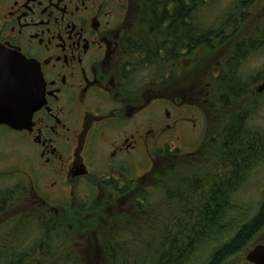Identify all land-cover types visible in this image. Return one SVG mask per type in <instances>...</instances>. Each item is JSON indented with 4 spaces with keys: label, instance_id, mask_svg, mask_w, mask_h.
Here are the masks:
<instances>
[{
    "label": "flooded vegetation",
    "instance_id": "obj_1",
    "mask_svg": "<svg viewBox=\"0 0 264 264\" xmlns=\"http://www.w3.org/2000/svg\"><path fill=\"white\" fill-rule=\"evenodd\" d=\"M181 2L175 0L177 8ZM171 4L172 0H0V53L35 63L43 82L41 108L26 129L0 124V135L15 136L19 154L14 171L0 170V181L11 176L16 182L0 192V210L32 215L37 222L40 217L46 223L56 220L60 226L67 221L75 232L70 221L75 214L81 218L83 208L78 205L87 209L100 196L114 204L118 225L127 221L132 226L143 215L134 213V201L140 199L134 198L133 190L140 182L142 188L150 186L146 176L154 162L168 152L181 158L202 154L214 128L209 116L215 107V85L209 74L216 63L199 69L193 62L199 46L183 37L182 21L151 20L157 13L163 16ZM186 24L192 37L197 23ZM156 27L159 31L153 30ZM151 36L168 48L158 53L166 66L162 80L139 74L150 59L141 45L150 43ZM227 54L218 60H226ZM156 112L162 113L157 120ZM204 121L199 148L185 153L176 147L198 136ZM147 159L151 169L134 178L131 169H143ZM82 188L96 191L89 202L77 196ZM94 232L79 231L75 247L89 254L91 245L86 242L100 234ZM258 233L261 238L254 247L264 248V228ZM254 247L238 252L235 263L253 264L248 255ZM231 257L225 255L218 264H232Z\"/></svg>",
    "mask_w": 264,
    "mask_h": 264
},
{
    "label": "trees",
    "instance_id": "obj_2",
    "mask_svg": "<svg viewBox=\"0 0 264 264\" xmlns=\"http://www.w3.org/2000/svg\"><path fill=\"white\" fill-rule=\"evenodd\" d=\"M215 2L216 0H182L177 8L175 0H172L171 6L165 7L163 16L159 17L157 13L156 18L154 19L152 15L151 20L161 21L166 17L172 21H182L183 37L192 39L191 42L199 46L198 56L193 59L198 67L202 65V68H205L207 63L203 66L204 61L214 63L222 57L220 51L223 48L224 51L229 49L226 60L220 59L215 62L214 70L211 69L209 74L216 90L215 107L211 113L214 112L216 115L217 109L225 113L235 104L241 106L239 104L243 95L253 92V90L250 92L249 88L251 83L241 74L242 70L238 66L251 55V49H255L257 45L264 46V19L253 28L244 27L249 23L248 20L256 18L255 15L261 11L264 2L235 0L214 23L209 25L203 21L204 18L198 20L199 11L215 6ZM194 13L197 17H194ZM189 22L197 23V32L193 33L192 37L187 32L191 27L186 24ZM156 28L153 30L159 31ZM246 29H254V32L247 33ZM244 30L246 32L242 33ZM160 35L161 32L157 34V38ZM152 39L153 36L150 43L142 44L141 47L150 53L148 64L151 63L156 67V71L150 74L151 78L162 80L166 76L162 72L166 66L158 53L168 48L156 39L154 41ZM184 41L185 39L182 40L183 45ZM170 42V45L174 46L176 42L174 37ZM219 62L220 65H217ZM172 63L173 66L169 69L172 70V79H174L175 61L172 60L170 64ZM166 73L168 74L169 71ZM187 75L189 76V73ZM262 76L263 73L256 74L251 82L259 81ZM242 112L246 113V108L238 109L234 115L232 114L233 116H229V123L220 122L217 131L214 128L211 130L212 140L205 143L200 156L181 158L174 151L168 152L164 158L154 162L151 172L146 176V180L150 182L149 188H142L140 182V186L137 185L138 188L133 190L134 198L140 199L134 201V213H145L149 218H136L132 222V225L134 223L135 225L130 226L132 232L128 233L129 235L123 236L119 233L126 231L129 227L128 222H125V226L118 225L116 220L118 212L113 209L114 204L107 203L100 196L95 198L87 209L86 206H81L84 209L80 211L81 218L70 221L75 232L68 229L67 221L62 222L60 226L56 220L46 223L40 217L41 228L46 232L44 238L48 239L45 243L50 247L51 252L57 254L53 243L49 242L53 238L68 239L71 243L74 237L78 236L79 231L84 229L100 233L97 237L93 234L86 243L88 246L91 245L92 251L86 257L85 264H188L194 252L197 255L207 246L211 249L213 243L229 235L232 238H229L228 244L223 243V246L216 247L210 253L209 260L203 264H218L225 255L233 256L240 252L249 242L248 240L254 234L257 235L259 229L264 228V200L256 216L247 223L241 224L234 236H232L234 232L232 233L225 226L230 211L237 209L236 194L246 187L245 183L248 181L252 167L260 160L259 154L264 153V134L258 131H245L244 123L240 119ZM255 136L259 138L257 141ZM217 140L221 143H215ZM156 195L163 197L155 203L150 201L148 205L146 201ZM146 219L149 221L146 222ZM155 223L157 226L154 225ZM163 223L166 225H162ZM26 225L29 226L28 223ZM113 228L116 229L114 233ZM146 229L151 230L152 238L148 243L147 254L144 255L134 247L140 243ZM71 233H74L72 240L69 235ZM211 242L212 244L209 245ZM36 247L40 249L44 245L41 243ZM34 251L35 248L30 251L31 254L1 255L0 264H45L44 258L33 260ZM65 261V264H84L80 258L71 255Z\"/></svg>",
    "mask_w": 264,
    "mask_h": 264
},
{
    "label": "rangeland",
    "instance_id": "obj_3",
    "mask_svg": "<svg viewBox=\"0 0 264 264\" xmlns=\"http://www.w3.org/2000/svg\"><path fill=\"white\" fill-rule=\"evenodd\" d=\"M235 0H216L214 3L215 6L208 8L205 11H199V17L196 16L194 13V17L196 16L198 20H203L204 22H207L210 24L214 23L216 18L221 16L228 10V8L232 5V3ZM262 2L259 3H263ZM258 3V4H259ZM256 18H252L251 20H248L244 27H252L257 24L259 25V21L261 19H264V5L261 7V11L258 12L255 15ZM191 20V19H189ZM258 21V22H257ZM259 23V24H258ZM247 30V29H246ZM246 30H244L242 33H245ZM254 29H248L247 33H253ZM257 47V49H256ZM255 49H251V55L245 60H243V64L238 66V68H241L242 71L241 74L243 76H246L247 80L251 83L249 88L250 94H244L246 98H243L240 100L241 103L238 106L235 104V106H231V109H228L225 113L218 110L216 112V115L209 116L210 123L214 125V129L217 131V125L222 123H229L230 117L233 116L238 109L246 108V113H241L242 122L244 123V130L249 131H258L261 134H264V93L261 94V96H255L256 92V86L259 85L261 82H251L256 74L263 73L264 75V46L257 45ZM228 51H220V54H226ZM217 62V61H215ZM205 63L207 61L203 62V66H205ZM202 68V65H199V69ZM139 72L141 75L140 77H146L149 76L151 73L156 71V67L153 66V64L149 63L146 67V70H142ZM253 83H255L253 85ZM216 95V90H215ZM257 97V98H256ZM245 105V106H244ZM151 109V108H150ZM157 109V108H156ZM158 110V109H157ZM159 112V110H158ZM157 113V116L155 119L161 118V114L163 113ZM233 114V115H232ZM189 117L191 115L188 114ZM206 119V117H204ZM201 119L202 120H204ZM208 118V117H207ZM209 120L207 124L209 125ZM200 121V122H201ZM206 123L204 121V124L202 126H199L198 132L199 135L195 136L192 139H184L183 142H179V144L176 145V147L180 148L183 152L189 153L192 150H195L196 148H199L201 146V143L203 141V137L200 133H202L206 129ZM233 126V124H232ZM220 130V129H219ZM222 134V130L220 131ZM218 138V137H217ZM15 136H11L10 134L1 133L0 135V170L2 172H11L14 171V168L18 162V153L17 149L15 147ZM259 138L255 136V140L257 141ZM215 143H221V141H215ZM263 145V143H262ZM260 160L257 161L256 164L252 167V171L250 172V176L248 178V181H246V187H243L239 193L235 196V204L237 209H234L230 211L228 214V220L225 223V226L229 228L232 231V236L236 233L235 231L239 229L242 225L245 224L251 219H253L256 214L258 213L259 207L261 206L262 201L264 200V153L259 154ZM143 169L139 168L136 170L135 167L131 169V171H135L134 173L131 172L132 176L134 178H138L141 175L144 174V172L147 170L149 171L152 167V161L151 159H147L142 164ZM0 192L4 190H10L12 189V186H15L16 182L14 179L11 178V176H7L5 181H0ZM3 184V185H2ZM149 188V187H147ZM96 191L92 188H82V190L77 191V196L79 197L80 201L83 202H89V199L91 195H95ZM159 195L152 196L151 200L146 201V203L149 205L150 201H153L154 203L158 201ZM6 211L1 210L0 212V256L4 254H26L30 253L33 248H35L33 256V260H43L45 259V264H65V256H74L78 257V253L76 249H71L70 252H68V246L70 245L68 239H58L56 240L53 238L52 241H49L53 243V248L57 252V254H53L51 252L50 247L45 243L48 241L47 238H44L46 236V232L41 229L39 230L40 226L36 224H31L29 226L26 225L28 220L23 219V217H18L17 215H10L11 213H6ZM163 215H164V209H163ZM173 216H176V214H173ZM157 226V223L154 224ZM166 225V224H162ZM73 234H69L71 236V240L73 239ZM69 237V236H68ZM77 237L75 236L73 239V245L75 244V239ZM152 238V232L150 229H146L143 233V236L140 240V243L136 245L134 248L137 249L138 252L143 253L144 255L147 254L148 250V243ZM232 238L230 235L227 238H223V240H220L217 243L212 242L209 244L211 245V249L209 246H207L205 249L198 252L197 255L194 253L192 254L188 264H203L210 258V253L216 248L220 247L224 242L229 241ZM261 238V235L258 233L257 235L254 234V236L249 239L248 243L243 247L242 254L247 251L248 249L255 246V244L258 242V240ZM43 244L44 247L37 248L36 246L38 244ZM205 246V245H204ZM203 248V246L201 247ZM63 251H67L63 253ZM208 251V252H207ZM79 252V251H78ZM207 252L206 256L205 253ZM240 255V254H239ZM238 253L234 255V257H231L232 264H236V259L239 257ZM47 256V257H46ZM24 262V261H23ZM27 263V262H24ZM69 264V263H68ZM230 264V263H227Z\"/></svg>",
    "mask_w": 264,
    "mask_h": 264
},
{
    "label": "water",
    "instance_id": "obj_4",
    "mask_svg": "<svg viewBox=\"0 0 264 264\" xmlns=\"http://www.w3.org/2000/svg\"><path fill=\"white\" fill-rule=\"evenodd\" d=\"M264 92V81L258 87ZM43 85L39 68L25 58L0 53V122L15 130L26 129L42 103ZM254 264H264V248L248 255Z\"/></svg>",
    "mask_w": 264,
    "mask_h": 264
}]
</instances>
